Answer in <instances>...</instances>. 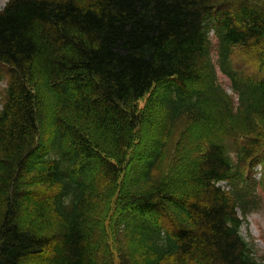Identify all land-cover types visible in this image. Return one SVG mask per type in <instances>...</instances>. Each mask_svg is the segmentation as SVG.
<instances>
[{"label": "trees", "instance_id": "16d2710c", "mask_svg": "<svg viewBox=\"0 0 264 264\" xmlns=\"http://www.w3.org/2000/svg\"><path fill=\"white\" fill-rule=\"evenodd\" d=\"M261 190L264 0L0 10V264H264Z\"/></svg>", "mask_w": 264, "mask_h": 264}, {"label": "rangeland", "instance_id": "374dc122", "mask_svg": "<svg viewBox=\"0 0 264 264\" xmlns=\"http://www.w3.org/2000/svg\"><path fill=\"white\" fill-rule=\"evenodd\" d=\"M6 2L7 0H0V10H2V8L7 4ZM215 35L216 34L212 31L211 36L212 39H214V43H213V48L211 49V54L213 55V59L217 60V47H216L217 41L215 39ZM239 58L242 59V55L235 54L233 59H239ZM217 74H218L219 83L222 85L225 91H227V93L234 98L235 102L237 103L238 96L232 90L231 87L232 83L230 79L224 74H222L219 67H217ZM258 168H260V166H258ZM258 168H256L257 169L256 177L257 179H260L261 172L258 171ZM260 194L264 196V190H261ZM248 223L249 224H245L243 226L242 233L248 240L250 241L254 240L259 255H264V203L258 212L253 213L249 216Z\"/></svg>", "mask_w": 264, "mask_h": 264}]
</instances>
